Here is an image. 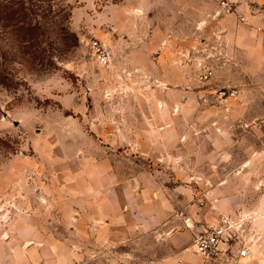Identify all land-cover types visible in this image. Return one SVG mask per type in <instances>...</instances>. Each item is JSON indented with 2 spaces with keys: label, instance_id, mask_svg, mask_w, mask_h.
<instances>
[{
  "label": "rangeland",
  "instance_id": "1",
  "mask_svg": "<svg viewBox=\"0 0 264 264\" xmlns=\"http://www.w3.org/2000/svg\"><path fill=\"white\" fill-rule=\"evenodd\" d=\"M17 1L0 0V6ZM21 1L40 29L32 43L18 42L15 29L0 19V264H34L28 242L59 247L58 252H44L47 264H53L51 256L55 264H155L166 255L165 246L152 239L141 244L135 237L106 236L74 216L66 203L67 174L93 153L94 159L109 157L118 179L132 185L135 163L147 160L124 141L123 129L135 122V115L144 120L147 106L155 108L162 99L156 88H179L185 78L181 65L189 67L183 121L189 138L183 154L204 148L198 156L202 171L193 174L213 183L243 182L239 213L264 192V121L250 125L227 115L230 101L244 97L236 91L246 86L247 77L234 62L229 68L218 66L225 61L217 49L225 45L217 30L227 14L216 16L223 0ZM226 1L237 15L255 5L252 0ZM94 38L110 53L107 64L92 54L89 44ZM203 71L211 73L200 79ZM227 84L235 88L224 89ZM213 87V94H197ZM254 88L245 96L250 103L247 118H264V91ZM222 90L236 95L222 103L220 96L228 99ZM201 116L204 120L198 121ZM221 129L233 140L221 139L217 145L211 134ZM69 143H75L80 154L71 161L66 156ZM250 147L251 163L245 158ZM163 176L169 178V172ZM205 182L202 190L207 192L214 184ZM32 210L37 215L26 218V211ZM197 224V232L209 226L204 220ZM224 261L210 264H239ZM248 264H264V253Z\"/></svg>",
  "mask_w": 264,
  "mask_h": 264
},
{
  "label": "crops",
  "instance_id": "2",
  "mask_svg": "<svg viewBox=\"0 0 264 264\" xmlns=\"http://www.w3.org/2000/svg\"><path fill=\"white\" fill-rule=\"evenodd\" d=\"M252 1L255 5L246 6L242 14L232 13L223 17L220 21V30H217L221 33L222 44H225L224 47L217 46L225 59L223 64L219 63L218 66L229 68L230 62H234L247 77L243 83L246 86H240L236 91L239 92V96L244 94V97L241 100L237 97L230 101L227 117L250 125L264 121V118L260 117L247 118L250 103L245 99L251 86L264 91V0ZM241 17L244 21H241ZM181 68L187 79L189 67L181 65ZM185 78L182 77L183 82H180L177 89L156 88V91H161L162 99L157 101L155 108L147 106L149 113L144 114V120L135 115V122L123 129L124 141L129 140L131 143L129 145L135 150L137 157L147 160L146 163H135V178L132 185L128 180L118 179L109 157L94 159V154L89 153L83 156L82 167L77 171L68 170L66 203L76 213L74 216L80 217L82 221L90 224L91 228L102 231V234L104 232L106 236L110 233L135 237V242L140 241L141 244L148 243L149 239L161 243L167 253L163 258L154 260L155 264H210L214 261L225 262L224 260L248 264L253 260H260V253H264V192L256 194L255 199L249 201V205L244 204L242 212L244 216L250 218L251 230L260 237L251 247L250 256L237 258L236 247L230 252L225 251L223 245L220 246L222 250L210 261L202 260L195 252L193 239L202 232L196 230L199 228L198 221L204 220L210 226L217 224L223 215H236L244 195L241 188L245 185L243 182L232 185L228 179L213 183L205 177L193 174L202 171L198 166V156L204 148L194 147L190 153L183 154L189 138L183 124V121L187 122L185 112L188 106ZM227 86L235 88L231 84L223 88ZM215 91L213 87L210 90H199L197 94L203 97L206 92L213 94ZM219 101L224 103L229 101V98L224 100L220 96ZM176 107L178 110L174 112ZM163 113H166L167 117H164ZM204 117L201 116L198 121L204 120ZM202 130L205 131L204 128ZM196 134L199 133L196 131ZM211 135L217 145L221 139L233 140L232 134L222 129L216 135ZM103 144L104 153H108L106 142ZM68 146L66 156L69 161L72 160L71 156H80L75 143ZM252 151L251 147L245 150V158H248L250 163L253 160L250 157ZM166 172H169V178L163 176ZM36 180L38 181L37 178ZM205 180L214 185L207 190L206 199H203L205 207H200L199 195L204 192L202 189L207 187ZM191 185L195 189L188 191L187 187ZM36 215L37 212L34 210L26 211L25 217L34 218ZM28 243L27 249L33 253L31 261L34 264H47L50 259L43 258L44 252L59 250L56 245L50 247L47 243ZM144 247L146 246L143 245L141 249ZM51 257L55 264L56 259Z\"/></svg>",
  "mask_w": 264,
  "mask_h": 264
},
{
  "label": "built area",
  "instance_id": "3",
  "mask_svg": "<svg viewBox=\"0 0 264 264\" xmlns=\"http://www.w3.org/2000/svg\"><path fill=\"white\" fill-rule=\"evenodd\" d=\"M222 14H232L234 8L230 2L223 0L221 2V9L219 10ZM244 21V18H240ZM92 54L96 59L107 64L110 60V53L106 48L105 44L98 38H94L89 44ZM190 56V55H189ZM189 58V57H188ZM211 73L203 71L199 77L200 79L207 78ZM222 95L234 97L235 91H221ZM207 192L199 195V204L203 205L206 199ZM204 199V200H203ZM248 217L244 216L243 213H237L236 215H223L217 224L210 225L204 232L200 233L193 239V245L195 252L199 254L204 260H213L217 253L222 249L220 246H225V251L233 250L236 247V257L246 258L252 254L251 247L260 239L257 234L249 225Z\"/></svg>",
  "mask_w": 264,
  "mask_h": 264
},
{
  "label": "trees",
  "instance_id": "4",
  "mask_svg": "<svg viewBox=\"0 0 264 264\" xmlns=\"http://www.w3.org/2000/svg\"><path fill=\"white\" fill-rule=\"evenodd\" d=\"M27 10L28 7L24 1L12 2L0 6V19L7 21L6 26H11L15 29L12 32L14 31L18 35V42L20 40H27L29 43H32L36 39L35 32L37 29H40V26L28 18Z\"/></svg>",
  "mask_w": 264,
  "mask_h": 264
},
{
  "label": "water",
  "instance_id": "5",
  "mask_svg": "<svg viewBox=\"0 0 264 264\" xmlns=\"http://www.w3.org/2000/svg\"><path fill=\"white\" fill-rule=\"evenodd\" d=\"M221 15V12L220 11H218V13H217V15L216 16H220Z\"/></svg>",
  "mask_w": 264,
  "mask_h": 264
},
{
  "label": "flooded vegetation",
  "instance_id": "6",
  "mask_svg": "<svg viewBox=\"0 0 264 264\" xmlns=\"http://www.w3.org/2000/svg\"><path fill=\"white\" fill-rule=\"evenodd\" d=\"M176 110H177V109L175 108V109H174V112H176Z\"/></svg>",
  "mask_w": 264,
  "mask_h": 264
}]
</instances>
